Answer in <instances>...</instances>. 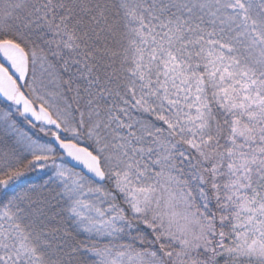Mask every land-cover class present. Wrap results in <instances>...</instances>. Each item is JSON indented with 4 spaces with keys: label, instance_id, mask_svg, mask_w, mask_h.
<instances>
[{
    "label": "snow or ice",
    "instance_id": "1",
    "mask_svg": "<svg viewBox=\"0 0 264 264\" xmlns=\"http://www.w3.org/2000/svg\"><path fill=\"white\" fill-rule=\"evenodd\" d=\"M0 264H264V0H0Z\"/></svg>",
    "mask_w": 264,
    "mask_h": 264
}]
</instances>
